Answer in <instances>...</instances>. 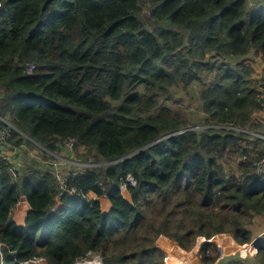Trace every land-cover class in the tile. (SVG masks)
<instances>
[{"label":"trees","instance_id":"1","mask_svg":"<svg viewBox=\"0 0 264 264\" xmlns=\"http://www.w3.org/2000/svg\"><path fill=\"white\" fill-rule=\"evenodd\" d=\"M258 64L264 0H0V118L14 127L0 141L5 264H77L92 254L104 264H194L187 251L199 238L203 264H252L221 259L209 242L221 234L253 244L264 264V235L250 230L264 216ZM193 84L198 120L170 107ZM71 138L91 166L61 195L51 162L72 156ZM22 202L31 206L25 226L12 216ZM163 236L178 244L167 263Z\"/></svg>","mask_w":264,"mask_h":264},{"label":"built area","instance_id":"2","mask_svg":"<svg viewBox=\"0 0 264 264\" xmlns=\"http://www.w3.org/2000/svg\"><path fill=\"white\" fill-rule=\"evenodd\" d=\"M29 71L32 72L33 71V67H31L29 69ZM261 98H262L261 100H262V103H263V106H264V93L262 94ZM1 120L4 121L6 123V125H7V127L3 128V130L0 132V141L1 142H5V141H7L8 139L11 138L12 131L14 130V127L11 124H9L7 121H5L3 119H1ZM76 143H77V140L74 139V138H71V139H69L68 143L66 144V148L71 153H73V152H75ZM11 157H13V155ZM56 158L58 159V161L54 160V161L51 162V164L53 166L57 167V171H58L59 164L71 163V164H77L78 165V167L76 169L72 170L74 173L72 171H69L66 175H61L60 172H57L58 175H59V178L62 180L61 181L60 194L63 195L67 191L68 179H70V177L72 175H77L78 173H81V172L85 171V169L90 167L91 165L84 164V163H81V162L75 163L74 160H68L67 158H64V157L56 156ZM16 165L17 164L14 161H12V163L10 164V168H9V174L13 178L17 177V166ZM255 173L257 175H264V158L261 159L260 161H258L255 164ZM127 182H130L132 184L136 183L135 180L133 178H131V177L127 179ZM72 193H76L75 189L72 190ZM30 210H31V206L28 203H25V202L19 203L12 211V216H13L14 221L19 226H25L27 215L30 212ZM103 212L104 213H108L106 211H103ZM215 238L216 237H214L212 240H209V242H212V241L215 242L214 241ZM217 245H218V247H219V249L221 251V254H222L221 259L225 258L226 257L225 249L222 247V245L220 243H218ZM5 249H6V245L4 243L0 242V264H5V262H6L5 261ZM9 253H11V252H9ZM238 253L242 257H246L248 255L255 256L256 255V249H255L253 244H247V245L241 246V250L238 251ZM13 254H16V253L14 252ZM41 262L46 263V261L44 259H34L32 261L24 262V263H21V264H40Z\"/></svg>","mask_w":264,"mask_h":264},{"label":"rangeland","instance_id":"3","mask_svg":"<svg viewBox=\"0 0 264 264\" xmlns=\"http://www.w3.org/2000/svg\"><path fill=\"white\" fill-rule=\"evenodd\" d=\"M176 99L179 100V101H182V102L179 103V104H177V103L171 104L170 107L172 109H174L175 111H182L184 114L187 115V117H189V118H191L193 120H198L201 117L202 108H201V106H199V103L201 102L200 101V91H199V87L196 84H193L189 88L188 93H186L184 91H181V90L177 91L176 92ZM27 151H31V156H34V153L36 154V150L34 151L33 148L29 147V149H27ZM82 151H84L83 148H82ZM63 154L62 155H57V156L58 157H64ZM12 155H13V153L10 154V156H12ZM39 157L41 158L40 155H39ZM67 159L68 160H74L75 163H78V161L81 162V159H80L79 155L76 154L75 152H73L72 156H70ZM65 164H71V163H65ZM72 165H73V167L70 169V171L74 170V169H76L78 167L77 164H72ZM122 192H123L124 195L125 194L127 195V197H126L127 199H131V197H130L129 193L127 192L126 188H123ZM91 198L95 199L96 195L91 193ZM102 210L105 211L104 207H102ZM262 230H264V216L259 218V225L257 226L256 231L252 230V232L253 233H258V232H260ZM164 239H167V240H164ZM222 240H220V238L218 239L219 243L225 249V254H226L225 258L234 257L235 255L239 254L237 252L238 249H236V248H238V247H236L237 243L235 245L230 244V245L225 246V243ZM165 241H167L168 243L165 242ZM204 242H206L205 238H199L198 241H197L196 246L191 251H187V253H189V254L192 253V252L194 253L193 256H192V259L195 260L194 264H203L202 261H201V246L203 245ZM170 244L171 245L175 244L176 246L178 245L175 241H173V240H171L169 238H166V237L164 238V236L161 237L157 241V245L161 249H163L165 251V253H166V259H165L166 263H167V258H168L167 250H169L170 252H174V250L171 249V245ZM231 247H234V248L230 249ZM230 250H232V251H230ZM94 258H99L103 262V259H102L100 254H92L91 259L93 260ZM87 260H89V259H87ZM80 262H84V261H80ZM80 262H78V263H80Z\"/></svg>","mask_w":264,"mask_h":264},{"label":"crops","instance_id":"4","mask_svg":"<svg viewBox=\"0 0 264 264\" xmlns=\"http://www.w3.org/2000/svg\"><path fill=\"white\" fill-rule=\"evenodd\" d=\"M255 68H256V70H257V73H256V77L258 78V79H262V78H264V65H262V64H258V65H255ZM256 118H258L259 120H262L263 119V121H264V111L262 112V113H260V114H258L257 116H256ZM3 149H2V146L0 145V151H2ZM14 161V160H13ZM58 172H60L59 170H58ZM90 198H91V194H90ZM105 199H107V198H104V199H99V201L101 202V204H102V200H105ZM108 200V199H107ZM102 207H103V205H102ZM260 217H263V216H257L256 218H255V220H254V224L250 227V230L252 231H256V229H257V226L259 225V218ZM254 234V237H255V239H257V238H259V237H261L262 235H264V230H262V231H260V232H258V233H253ZM222 237V238H221ZM220 238V240H222L223 242L227 239H231L235 244H236V241L234 240V238L231 236V235H228V234H221V235H219V236H216V238H215V242L218 244L219 243V241H218V239ZM236 247H238V248H236V249H238V251H240L241 250V246H239L238 244H236ZM237 251V252H238Z\"/></svg>","mask_w":264,"mask_h":264},{"label":"bare ground","instance_id":"5","mask_svg":"<svg viewBox=\"0 0 264 264\" xmlns=\"http://www.w3.org/2000/svg\"><path fill=\"white\" fill-rule=\"evenodd\" d=\"M125 197H127V195ZM101 199H104V198H101ZM102 205H103V207H104L106 212H110V210L112 208V205H111V202L109 200H107V199L102 200ZM233 248L234 247H231L230 249H233ZM230 251H232V250H230ZM40 264H46V263L41 262ZM78 264H104V263L101 261V259L94 258L93 260H87V261H84V262H80Z\"/></svg>","mask_w":264,"mask_h":264},{"label":"water","instance_id":"6","mask_svg":"<svg viewBox=\"0 0 264 264\" xmlns=\"http://www.w3.org/2000/svg\"><path fill=\"white\" fill-rule=\"evenodd\" d=\"M257 136L262 138V139H264V132H262V134L257 135ZM245 258L248 259L252 264H260V263L257 262L255 256L248 255Z\"/></svg>","mask_w":264,"mask_h":264},{"label":"clouds","instance_id":"7","mask_svg":"<svg viewBox=\"0 0 264 264\" xmlns=\"http://www.w3.org/2000/svg\"><path fill=\"white\" fill-rule=\"evenodd\" d=\"M241 246V245H240Z\"/></svg>","mask_w":264,"mask_h":264}]
</instances>
